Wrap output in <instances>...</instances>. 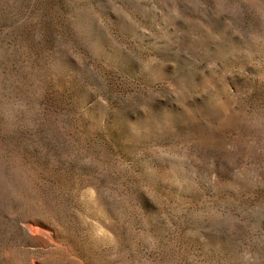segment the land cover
Returning a JSON list of instances; mask_svg holds the SVG:
<instances>
[{
	"label": "rangeland",
	"instance_id": "374dc122",
	"mask_svg": "<svg viewBox=\"0 0 264 264\" xmlns=\"http://www.w3.org/2000/svg\"><path fill=\"white\" fill-rule=\"evenodd\" d=\"M0 264H264V0H0Z\"/></svg>",
	"mask_w": 264,
	"mask_h": 264
}]
</instances>
